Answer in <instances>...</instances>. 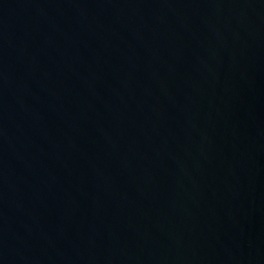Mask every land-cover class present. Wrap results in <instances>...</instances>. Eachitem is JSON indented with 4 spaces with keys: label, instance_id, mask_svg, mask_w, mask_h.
I'll return each mask as SVG.
<instances>
[{
    "label": "water",
    "instance_id": "obj_1",
    "mask_svg": "<svg viewBox=\"0 0 264 264\" xmlns=\"http://www.w3.org/2000/svg\"><path fill=\"white\" fill-rule=\"evenodd\" d=\"M0 264H264V0H0Z\"/></svg>",
    "mask_w": 264,
    "mask_h": 264
}]
</instances>
